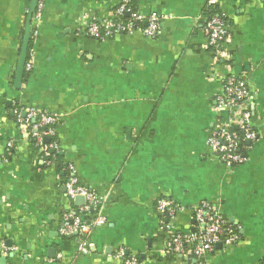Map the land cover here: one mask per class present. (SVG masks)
<instances>
[{
    "label": "crops",
    "instance_id": "crops-1",
    "mask_svg": "<svg viewBox=\"0 0 264 264\" xmlns=\"http://www.w3.org/2000/svg\"><path fill=\"white\" fill-rule=\"evenodd\" d=\"M131 1L140 16L161 18L155 38L86 35L85 25L110 19L121 0H43L33 66L16 87L27 4L0 0V264H123L120 249L138 264H264V2ZM210 7L228 31L217 50L203 32ZM229 75L247 85L258 134L248 161L233 168L206 146L226 115L215 96ZM17 107L61 116L50 165L15 122ZM69 164L105 218L87 254L58 233L62 215L80 205L65 194ZM164 198L185 210L160 215ZM202 201L238 241L201 261L190 249L165 253L173 234L197 230L192 211Z\"/></svg>",
    "mask_w": 264,
    "mask_h": 264
},
{
    "label": "built area",
    "instance_id": "built-area-1",
    "mask_svg": "<svg viewBox=\"0 0 264 264\" xmlns=\"http://www.w3.org/2000/svg\"><path fill=\"white\" fill-rule=\"evenodd\" d=\"M25 1L27 15L30 0ZM42 10L43 0H38L31 18V39L37 36ZM124 17H128L127 21L122 19ZM160 21L161 18L158 16L147 18L140 16L130 6V0H121L110 19L88 23L84 30L87 36L100 41L109 36L132 34L137 30L145 37L153 39L160 32ZM137 22H144L145 26L137 27L135 26ZM203 32L207 45L217 50L228 33L224 18L219 13L208 17ZM33 58L31 47L28 49L25 62L26 72L31 70ZM215 107L219 113L226 112V115L209 132L206 146L227 168L245 164L248 161L247 152L256 141L258 134L252 126L250 95L244 80L231 75L225 77L221 82L220 92L215 96ZM13 114L15 122L25 129L34 145L41 149L45 164L50 165L55 153H58L53 138L55 126L61 116L38 111L33 107L15 109ZM45 139L49 141L45 142ZM64 170L66 177L63 186L66 196L72 200L81 197L83 202L78 205L76 211H68L62 215L58 233L61 237L75 238L78 253L87 254L90 247L89 233L105 223L101 213V199L93 191L79 184L72 165H67ZM184 210L185 208L176 205L170 199L157 201V211L164 217L173 218ZM192 218L197 230L187 235L173 234L165 245V253L183 255L187 249H190L192 255L201 261L207 254L215 252L217 244L231 245L239 239L237 229L228 225L210 202L202 201L196 206L192 211ZM116 253L124 260L123 264H138L136 258L128 257L122 249Z\"/></svg>",
    "mask_w": 264,
    "mask_h": 264
},
{
    "label": "water",
    "instance_id": "water-1",
    "mask_svg": "<svg viewBox=\"0 0 264 264\" xmlns=\"http://www.w3.org/2000/svg\"><path fill=\"white\" fill-rule=\"evenodd\" d=\"M38 0H30L28 4V14H27V21L24 28V35L20 46V53H19V59L16 67L15 72V83L16 87H18L22 81L23 74L25 71V62L27 59V53H28V46H29V40H30V34H31V18L35 12V9L37 7ZM49 139H45V142H48ZM248 144V143H247ZM75 201H78L79 204H82L83 199L81 197L75 198Z\"/></svg>",
    "mask_w": 264,
    "mask_h": 264
},
{
    "label": "trees",
    "instance_id": "trees-1",
    "mask_svg": "<svg viewBox=\"0 0 264 264\" xmlns=\"http://www.w3.org/2000/svg\"><path fill=\"white\" fill-rule=\"evenodd\" d=\"M130 6H131L133 9H135V8H134V3H133V1H131V0H130ZM217 13H218V11H217L215 8L210 7V9H208V11L206 12L207 19H208V17H210V16H212V15H214V14H217ZM122 19H123L124 21H127L128 17H124V18H122ZM135 26L142 28V27L145 26V23H144V22H140V23L137 22V23H135ZM31 40H32V39L30 38L28 49L31 48ZM16 109H18V107H17Z\"/></svg>",
    "mask_w": 264,
    "mask_h": 264
}]
</instances>
